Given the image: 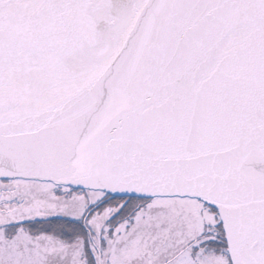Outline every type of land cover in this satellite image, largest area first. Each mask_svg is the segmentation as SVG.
<instances>
[{
	"label": "water",
	"instance_id": "obj_1",
	"mask_svg": "<svg viewBox=\"0 0 264 264\" xmlns=\"http://www.w3.org/2000/svg\"><path fill=\"white\" fill-rule=\"evenodd\" d=\"M0 179L200 199L264 264V0H0Z\"/></svg>",
	"mask_w": 264,
	"mask_h": 264
},
{
	"label": "rangeland",
	"instance_id": "obj_2",
	"mask_svg": "<svg viewBox=\"0 0 264 264\" xmlns=\"http://www.w3.org/2000/svg\"><path fill=\"white\" fill-rule=\"evenodd\" d=\"M53 192L43 183H0V264H94L95 260L97 264H228L210 246L221 243L213 216L194 200H155L134 221L113 230L111 223L132 203L107 201L100 193L84 197L64 191L62 197H55ZM12 200L26 204L3 207ZM47 219L54 222L42 227L59 237L33 239L19 230L10 240L6 226ZM98 231L113 233L106 249L98 246ZM208 244L210 249H205Z\"/></svg>",
	"mask_w": 264,
	"mask_h": 264
},
{
	"label": "trees",
	"instance_id": "obj_3",
	"mask_svg": "<svg viewBox=\"0 0 264 264\" xmlns=\"http://www.w3.org/2000/svg\"><path fill=\"white\" fill-rule=\"evenodd\" d=\"M211 247L214 248L217 252H220L224 248V246L222 244H216V243L212 244Z\"/></svg>",
	"mask_w": 264,
	"mask_h": 264
},
{
	"label": "bare ground",
	"instance_id": "obj_4",
	"mask_svg": "<svg viewBox=\"0 0 264 264\" xmlns=\"http://www.w3.org/2000/svg\"><path fill=\"white\" fill-rule=\"evenodd\" d=\"M77 201H78V200H75V202H77ZM75 202H74V203H75Z\"/></svg>",
	"mask_w": 264,
	"mask_h": 264
}]
</instances>
